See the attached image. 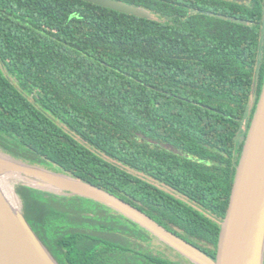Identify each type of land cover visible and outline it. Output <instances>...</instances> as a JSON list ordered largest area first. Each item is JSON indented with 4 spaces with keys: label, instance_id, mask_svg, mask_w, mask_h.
<instances>
[{
    "label": "trees",
    "instance_id": "16d2710c",
    "mask_svg": "<svg viewBox=\"0 0 264 264\" xmlns=\"http://www.w3.org/2000/svg\"><path fill=\"white\" fill-rule=\"evenodd\" d=\"M121 1L159 20L87 0H0V149L89 181L157 222L195 226L197 238L180 237L207 241L215 257L220 227L163 207L175 195L136 172L171 174L179 191L225 214L264 84V25L201 0ZM194 157L205 169L193 168ZM16 190L60 264L119 261L105 231H124L121 213L82 196Z\"/></svg>",
    "mask_w": 264,
    "mask_h": 264
},
{
    "label": "water",
    "instance_id": "95a60500",
    "mask_svg": "<svg viewBox=\"0 0 264 264\" xmlns=\"http://www.w3.org/2000/svg\"><path fill=\"white\" fill-rule=\"evenodd\" d=\"M111 9L159 20L150 10L121 0H87ZM235 22L248 23L236 17L211 13ZM256 83L253 85L254 98ZM252 103L250 110H252ZM11 167L22 179L11 178L19 199L18 217L26 232L40 248L44 260L38 257L19 235L0 201V264H60L28 222L16 190L26 185L59 195H77L101 202L139 223L145 229L186 256L195 264H264V84L248 128L247 137L231 190L226 215L222 221L217 254L210 256L202 248L171 232L151 216L126 200L89 181L70 174L20 160L0 149V175ZM83 186L75 188L68 181Z\"/></svg>",
    "mask_w": 264,
    "mask_h": 264
},
{
    "label": "flooded vegetation",
    "instance_id": "af4514ba",
    "mask_svg": "<svg viewBox=\"0 0 264 264\" xmlns=\"http://www.w3.org/2000/svg\"><path fill=\"white\" fill-rule=\"evenodd\" d=\"M201 1L203 2V4H205L206 7L208 6V4H210V6L214 9L226 10L222 7V5H229L232 8L234 7L233 11H235L238 16L241 11H246V13L253 14L251 15V17L254 22H258L260 24L262 23L264 25V0ZM241 20L248 21L249 19L242 18ZM191 161L193 163V168L196 169L199 167L201 170L205 169L206 161L202 160L201 157H194ZM171 170L172 166L170 167V171ZM136 175L141 179L151 182L158 189L161 188L175 195L177 199L170 200V205L163 207H166L167 209L175 208L179 210H186L189 214H192L195 219L207 221L210 230H213V227L216 230L219 226L220 235L222 221L226 215L228 206L226 207L225 214L223 215L221 203H213L201 197H190L188 194L179 191L173 185L174 181L173 179H171L172 177L169 176L171 174H168L167 176H150L143 171H139L136 172ZM177 206L182 207L177 208ZM107 214L109 213H104V216H106ZM122 216L125 218L124 231L120 230L119 232L115 233H112V231H105L106 237L109 238L115 245L113 248V252L117 250L119 255V261L115 264H195L170 245L159 241L156 235L145 229L139 223L134 222L123 214ZM157 216L160 221L163 222H159L162 224V226L175 233L179 237L187 236L191 238H197L200 235L195 226H191L188 228L182 226V224H177L172 218H169L166 215ZM199 246H201L203 249L204 247H212L207 241H199Z\"/></svg>",
    "mask_w": 264,
    "mask_h": 264
},
{
    "label": "bare ground",
    "instance_id": "6f19581e",
    "mask_svg": "<svg viewBox=\"0 0 264 264\" xmlns=\"http://www.w3.org/2000/svg\"><path fill=\"white\" fill-rule=\"evenodd\" d=\"M6 172H3L0 175V201L4 207V210L8 214L10 220L18 231L19 235L28 243V245L32 248L35 254L44 260V256L40 250V248L36 245V243L27 236L24 231L19 217H18V203L19 199L14 191V186L11 178L22 179L23 177L18 172H13L11 167H6ZM68 185L75 188H84L83 186L72 182V180L68 181Z\"/></svg>",
    "mask_w": 264,
    "mask_h": 264
},
{
    "label": "rangeland",
    "instance_id": "374dc122",
    "mask_svg": "<svg viewBox=\"0 0 264 264\" xmlns=\"http://www.w3.org/2000/svg\"><path fill=\"white\" fill-rule=\"evenodd\" d=\"M1 66H2V69L4 70V72L7 74V76H8L9 78H11L15 83H18V81H17L15 75L11 74V72L8 70V68L5 66V64H3V63L1 62ZM30 98H31L32 100H34L33 96H30Z\"/></svg>",
    "mask_w": 264,
    "mask_h": 264
}]
</instances>
